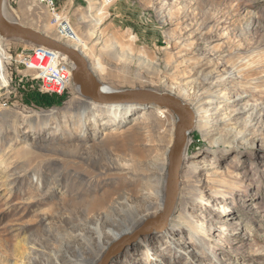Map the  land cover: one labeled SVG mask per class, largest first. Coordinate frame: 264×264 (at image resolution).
<instances>
[{"label": "rangeland", "instance_id": "obj_1", "mask_svg": "<svg viewBox=\"0 0 264 264\" xmlns=\"http://www.w3.org/2000/svg\"><path fill=\"white\" fill-rule=\"evenodd\" d=\"M1 13L77 46L114 93L197 112L215 86L209 112L228 117L207 122L214 141L191 126L170 212L143 230L164 204L139 188L163 176L165 202L177 114L93 104L66 56L0 33V264H96L114 245L108 264H264V0H3ZM247 101L257 113L233 112Z\"/></svg>", "mask_w": 264, "mask_h": 264}, {"label": "water", "instance_id": "obj_2", "mask_svg": "<svg viewBox=\"0 0 264 264\" xmlns=\"http://www.w3.org/2000/svg\"><path fill=\"white\" fill-rule=\"evenodd\" d=\"M2 1L0 0V33H6L14 37L37 43L43 47L66 56L73 65V76L79 82V92L97 103L124 104L133 103L134 105H147L150 108H167L180 115V120L174 129L173 142L169 148L168 176L166 180V199L162 212L154 219L149 220L143 230L148 227H157L164 221L165 216L170 212V208L177 195V183L179 179L178 157L185 143L188 129L193 122V112L179 100L166 94H158L151 91H122L117 93H100L96 91L97 81L90 70L89 63L80 51L73 47L52 39L36 30L20 26L5 19L1 13ZM164 224V223H163ZM142 230V231H143ZM116 253V246H112L102 256L97 264H108L110 258Z\"/></svg>", "mask_w": 264, "mask_h": 264}, {"label": "bare ground", "instance_id": "obj_3", "mask_svg": "<svg viewBox=\"0 0 264 264\" xmlns=\"http://www.w3.org/2000/svg\"><path fill=\"white\" fill-rule=\"evenodd\" d=\"M73 47L77 48V46H73ZM80 53L82 54L81 51H80ZM72 67H73V65H72ZM90 70H91V68H90ZM261 75H263V74H261ZM223 80L224 79L220 80V82L223 81ZM96 81H97V79H96ZM76 83H77V90L79 91V82L76 81ZM96 83H97V85H96V91L97 92H100V93H102V92L103 93H114L113 90H111L110 88H108V87H106L104 85H100L98 81ZM213 88H214V90H213ZM213 88L205 89V91H202V94L211 93V95H210L211 98L206 100V101L196 100L197 112H193L194 111L193 108L191 106L187 105L191 109V111L193 112V117H194L191 126H195L196 129H198V130H201L203 127H209V129H207L208 131H207L206 136L211 141H214L215 139H217V137L219 135L222 134V133H219V131L221 129L216 124H211L209 126L207 125V122L210 121V119L214 118V117H212L213 116L212 114H216V112H214V113L209 112L211 110L210 105L215 101L214 97L218 93V89L215 88V86ZM223 94L225 95L226 92H224ZM244 95H245L244 92H242V93L240 92L239 94H237V97L240 99V98L244 97ZM169 96L173 98L172 95H169ZM85 98H87V97H85ZM88 101H90L93 104H97V105H101V106H108V107H115V108L116 107H125V106L134 105L133 103H124V104L97 103V102H94V101L89 100V99H88ZM222 107H223L222 105H219L217 107V109H220V110H219L218 114H216V116L220 115V116H222L221 118H226V117H228V114L221 113ZM156 109H162V111L165 110V108H159V107H157ZM257 109L258 108H257V105L255 103H249V101H247L246 104H245V107H244V105L241 106V107H237V108H235L233 110V112L235 114H239V113H242L244 110H246V111L251 110V113H257V111H258ZM204 112H209V113H205L204 114ZM176 114H177V117H178V120H177V122H178L180 120V115L178 113H176ZM193 123H194V125H193ZM189 129L187 131V135L189 133ZM233 130H234V127L231 128L230 132L233 131ZM187 135H186L185 143H184V145H183V147L181 149V153L179 154V157H178V164L179 165H180V160H181V157H182L184 149H185V144H186V141H187ZM207 165L209 166V164L203 163L202 167H207ZM148 175H149L148 178L144 182L141 183V186L139 188V192H140L141 196H143L142 198L144 200L147 199V198H154L155 201L152 204L154 206H156L155 209H157L158 207L162 206L163 204L165 205L163 194H162L163 187H164L163 176H160V177L157 178L155 174H148ZM156 178H157V180L155 181V184H153V186H151V181L155 180ZM163 208H164V206H163ZM165 219H166V216L164 218V221H165ZM125 231H128V230H125ZM123 234H124V231L122 233H116L114 235V237H113V241H115L118 238L122 237Z\"/></svg>", "mask_w": 264, "mask_h": 264}, {"label": "built area", "instance_id": "obj_4", "mask_svg": "<svg viewBox=\"0 0 264 264\" xmlns=\"http://www.w3.org/2000/svg\"><path fill=\"white\" fill-rule=\"evenodd\" d=\"M40 1H48V0H40ZM27 60H28V57H23V62H27Z\"/></svg>", "mask_w": 264, "mask_h": 264}]
</instances>
